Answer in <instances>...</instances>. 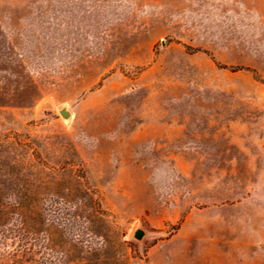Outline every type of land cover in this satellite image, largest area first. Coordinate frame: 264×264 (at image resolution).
I'll return each mask as SVG.
<instances>
[{
  "label": "rangeland",
  "instance_id": "1",
  "mask_svg": "<svg viewBox=\"0 0 264 264\" xmlns=\"http://www.w3.org/2000/svg\"><path fill=\"white\" fill-rule=\"evenodd\" d=\"M0 264H264V0H0Z\"/></svg>",
  "mask_w": 264,
  "mask_h": 264
},
{
  "label": "water",
  "instance_id": "2",
  "mask_svg": "<svg viewBox=\"0 0 264 264\" xmlns=\"http://www.w3.org/2000/svg\"><path fill=\"white\" fill-rule=\"evenodd\" d=\"M61 115H62L64 118L68 119V118L71 117V112H70L68 109L64 108L63 110H61ZM144 236H145V232H144L143 230H138V231L136 232V234H135V237H136L138 240H142Z\"/></svg>",
  "mask_w": 264,
  "mask_h": 264
}]
</instances>
